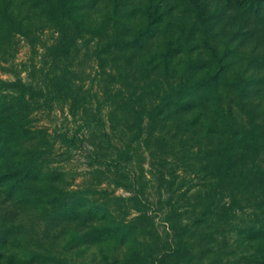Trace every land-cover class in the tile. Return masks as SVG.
<instances>
[{
  "label": "rangeland",
  "instance_id": "1",
  "mask_svg": "<svg viewBox=\"0 0 264 264\" xmlns=\"http://www.w3.org/2000/svg\"><path fill=\"white\" fill-rule=\"evenodd\" d=\"M232 1L0 0V264H264V20Z\"/></svg>",
  "mask_w": 264,
  "mask_h": 264
},
{
  "label": "trees",
  "instance_id": "2",
  "mask_svg": "<svg viewBox=\"0 0 264 264\" xmlns=\"http://www.w3.org/2000/svg\"><path fill=\"white\" fill-rule=\"evenodd\" d=\"M228 5L240 13L250 16V18H254V17L256 19L263 18L262 20H264V0H233L232 2H229ZM58 8H60L63 16L67 15V13L71 14L75 9L71 5L70 0H58ZM116 16H118V11L113 10L112 15L105 19L104 23L102 24L100 28L101 29L104 28L106 26V23L109 22L110 20H113L114 17ZM141 30L137 31V35H139V33H141V35L144 34L145 32H147L148 29L147 30L145 29L143 31ZM154 32H155L154 30L151 31L150 35L154 34ZM238 34L239 32H236V35ZM132 44H134L133 41L122 42V45L124 46H131ZM6 85L7 87L16 90L21 99L28 97L30 100L36 101L35 102L36 105H39L37 100H38V97L42 94L39 90L34 89L32 86H27L21 83L20 81L9 82V83H6ZM15 115H16L15 112L9 114L8 116L0 115V156L3 153L7 152L10 149V146L13 144V142L17 139L18 123L16 122L14 118ZM258 134H259V131L257 127L253 126L250 131L244 133L243 137H241L236 142H234L232 144V147L233 146L235 148L249 147L253 143L255 138L258 136ZM223 154H224V151L222 153L221 158L223 162L225 163L227 159L223 157ZM25 164L28 168L30 167V169L36 166V163L32 159H29V161H26ZM70 203L71 202H69V199H66L64 202L62 201V204L60 207L63 208V210L67 211L71 209ZM93 207L94 205H91L89 211L92 210Z\"/></svg>",
  "mask_w": 264,
  "mask_h": 264
}]
</instances>
